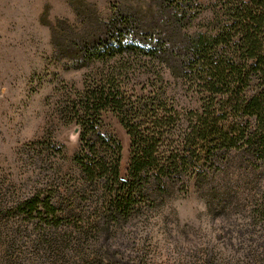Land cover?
<instances>
[{
	"label": "trees",
	"instance_id": "1",
	"mask_svg": "<svg viewBox=\"0 0 264 264\" xmlns=\"http://www.w3.org/2000/svg\"><path fill=\"white\" fill-rule=\"evenodd\" d=\"M68 1L78 25L49 27L55 60L89 70L82 90L60 86L53 105L60 122L79 130L76 177L61 187L50 171L63 148L32 145L25 194L8 201L0 191L9 249L24 237L17 225L33 227L36 238H24L43 250L109 238L166 199L187 196L192 183L210 209L245 201L241 178L264 179V0H218L210 33L194 35L187 29L202 12L199 0L116 6L107 20L85 0ZM167 74L198 108L177 107ZM107 114L131 139L126 178L122 145L103 131Z\"/></svg>",
	"mask_w": 264,
	"mask_h": 264
},
{
	"label": "rangeland",
	"instance_id": "2",
	"mask_svg": "<svg viewBox=\"0 0 264 264\" xmlns=\"http://www.w3.org/2000/svg\"><path fill=\"white\" fill-rule=\"evenodd\" d=\"M85 1L107 20L116 6L137 8L149 0ZM217 1L199 0L202 12L187 29L189 34L210 33ZM58 20L78 25L68 0H0V191L8 201L21 191L25 194L31 181L33 144L52 142L63 148L65 157H54L50 171L57 184L63 187L76 177L79 130L60 122L53 105L60 86L82 90L89 70L67 69L66 62L55 60L49 24ZM166 79L168 94L180 110L199 107L188 87L168 74ZM103 131L122 145L120 171L126 178L131 139L113 114L104 116ZM243 177L238 187L248 197L245 201L210 209L192 183L187 196L166 199L125 223L116 235L80 244L81 237L74 236L75 247L43 250L24 238H36L33 227L17 225L15 231L24 237L9 249L5 223L0 222V264H264V179L246 176L253 180L247 183Z\"/></svg>",
	"mask_w": 264,
	"mask_h": 264
}]
</instances>
